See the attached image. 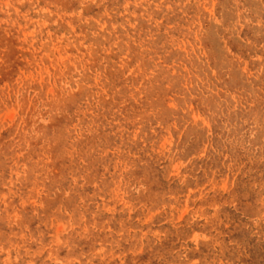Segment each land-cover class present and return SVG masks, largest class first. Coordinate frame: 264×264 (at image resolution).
<instances>
[{"label":"rangeland","instance_id":"obj_1","mask_svg":"<svg viewBox=\"0 0 264 264\" xmlns=\"http://www.w3.org/2000/svg\"><path fill=\"white\" fill-rule=\"evenodd\" d=\"M0 264H264V0H0Z\"/></svg>","mask_w":264,"mask_h":264},{"label":"bare ground","instance_id":"obj_2","mask_svg":"<svg viewBox=\"0 0 264 264\" xmlns=\"http://www.w3.org/2000/svg\"><path fill=\"white\" fill-rule=\"evenodd\" d=\"M17 106V105H16ZM193 238V237H192ZM196 241V240H195Z\"/></svg>","mask_w":264,"mask_h":264}]
</instances>
